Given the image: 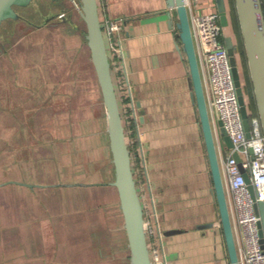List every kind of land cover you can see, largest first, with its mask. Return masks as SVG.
Masks as SVG:
<instances>
[{"label": "crops", "instance_id": "0c3cea01", "mask_svg": "<svg viewBox=\"0 0 264 264\" xmlns=\"http://www.w3.org/2000/svg\"><path fill=\"white\" fill-rule=\"evenodd\" d=\"M186 2L187 7L190 5L195 12L217 10L215 0H186ZM98 8L101 19L112 17L123 18L124 21L122 29L118 32V39L113 41L115 49L110 46L109 40L106 43L119 103L126 108V111L122 109L124 115L128 116L129 120L133 118L135 136L138 140V167L134 175L145 218L150 219L154 229L153 232L146 233L149 248L157 247L168 264L229 263L207 153L192 95L193 87L188 62L181 49L178 30L174 25L177 19L174 8L167 7L165 0H98ZM226 34H231L228 26L224 28V35ZM83 38L85 43L82 48L85 54L88 45L85 36ZM83 58L85 62V55ZM64 83L56 82L52 88L49 84L42 83L37 88L45 84L42 87H47V99L50 96L55 98L63 95L61 91L67 90ZM7 84L0 83V113L4 112V114L9 111L6 102L12 95L9 92L10 83ZM29 87L28 85V90ZM128 89L131 96L128 95ZM8 92L9 97H7ZM27 95L28 92L25 93L24 98ZM16 97L17 95L15 96L17 100ZM246 99L248 101V97ZM100 103L103 105L101 91ZM30 105L22 112L23 120H29L34 116L36 109ZM68 105L66 110L69 113L70 103ZM51 107L50 119L54 121L57 120L55 109L58 107L55 108L53 105ZM58 120L60 121L59 117ZM105 132L106 149L111 162L106 127ZM111 180L58 186H111L117 195V209L114 213L118 216L121 211L116 187L102 183ZM8 181L5 183H10ZM74 182L80 181L71 183ZM13 184L28 188L29 191L34 187L56 186L54 183L42 184L43 186H28L16 182ZM16 197V210L12 221L17 239L14 243L15 249L12 247L13 244L10 250L20 251H16L15 254L7 253L6 258L2 257L1 263L108 264L114 261L112 257H103L100 246L102 243L97 245L95 240L94 244L89 232H84L82 236L88 237L90 242L78 244L79 236L72 232L74 228L69 226V220L83 217L85 211L69 212L66 216V212L57 213L49 209L47 204H42L48 202L46 199L48 195H42L41 198L38 194L37 196L20 194ZM1 213L0 211V239L8 240L14 237L15 233L7 231L6 216H2ZM54 217L59 218L58 225H54L56 221ZM64 218L68 220L66 228H64ZM209 223L212 225H208ZM122 227L124 229L123 223ZM172 228L180 231L169 235L163 234L165 230ZM91 234L97 235L96 232ZM55 236L59 239L55 240ZM124 236L128 255L124 256L122 261L123 264H131L125 229ZM88 244L89 248L94 249L92 245L95 246L97 256L93 258L71 256V251L87 248ZM54 250H63L66 257H54ZM24 251L31 252L30 258L15 260L12 257L22 255Z\"/></svg>", "mask_w": 264, "mask_h": 264}, {"label": "rangeland", "instance_id": "374dc122", "mask_svg": "<svg viewBox=\"0 0 264 264\" xmlns=\"http://www.w3.org/2000/svg\"><path fill=\"white\" fill-rule=\"evenodd\" d=\"M16 11L22 17L6 19L0 26V83H10V91H7L12 94L9 97L8 92L6 102L12 113H0V211L2 216H6L7 231L15 233L12 220L16 195L38 194L41 198L48 195V202L40 203L47 204L52 211L66 212V216L69 212H86L81 218L69 220V226L74 228L72 232L79 236L78 244L90 242L88 237L82 236L84 232H89L94 244L95 240L97 245L102 243L103 257L114 260L108 264H123L128 248L125 247L121 213L118 216L114 213L117 209L114 188L105 185L46 186L34 187L30 192L13 182L5 183L16 180L51 185L72 181H107L113 177V165L106 149L105 109L100 103V89L87 47L83 54L85 23L76 5L72 0H32L26 6L16 7ZM228 27L233 35L231 27ZM238 65L245 83L247 72L249 76L248 66L246 68L240 61ZM56 82H65L67 90L61 91L63 95L47 99V87L42 86L49 84L52 88ZM42 83L45 84L38 89ZM14 95H17V100ZM68 103L69 113L66 110ZM30 104L36 109L34 116L23 120L22 112ZM51 105L58 107L55 109L57 120L54 121L50 119ZM120 107L126 111L124 106ZM122 117L135 167L138 149L133 141L137 138L130 134L132 129L128 116L123 113ZM222 147L226 154L224 142ZM54 220V225H58L59 218L54 217ZM64 220L66 228L68 220ZM92 232L97 235L93 236ZM16 239V233L8 240L0 239V264H8L1 263L7 253L20 251L10 250ZM58 239L55 236V240ZM92 246L94 249L88 244L87 248L73 250L71 256L93 258L97 254L95 246ZM30 256V251H24V254L12 257L16 260ZM55 256L66 257L63 250H54Z\"/></svg>", "mask_w": 264, "mask_h": 264}, {"label": "water", "instance_id": "95a60500", "mask_svg": "<svg viewBox=\"0 0 264 264\" xmlns=\"http://www.w3.org/2000/svg\"><path fill=\"white\" fill-rule=\"evenodd\" d=\"M32 0H0V26L6 19H17L22 17L16 7L26 6ZM76 5L79 15L85 23V39L90 50V57L96 78L100 87L102 102L106 114V131L109 139L111 162L114 169L113 180L102 182L116 187L119 200V209L123 217V226L126 232L129 247V260L131 264H153L150 248L147 242L145 215L140 192L134 175L131 161V149L129 147L125 124L122 117L118 94L112 75L110 56L102 28L98 8V0H72ZM219 13L220 23L229 26L226 0H215ZM236 14L243 40L247 66L253 89V96L260 118L262 131L264 133V14L260 0H234ZM167 7L174 8L176 21L174 25L178 30L181 49L186 55L190 77L193 87V99L196 104L200 129L207 153L213 189L216 198L219 220L224 235L229 264H239L236 245L234 241L232 225L226 200L225 190L222 182L218 156L215 148L213 132L203 89L202 77L194 48L190 21L186 0H165ZM223 43L229 55L231 71L236 87L238 102L243 119V125L248 134V109L246 95L237 63V44L232 34L223 36ZM218 128L221 139L227 148L232 142L226 133L222 122L218 120ZM233 156L240 164L237 151ZM244 171V170H243ZM244 177L248 183L253 199H256L253 186L249 183L248 175L244 171ZM8 182L21 183L28 186H43L23 181L11 180ZM89 183H54V185H82ZM255 211L260 216V241L264 248V200H255ZM208 225H212L209 223ZM180 229L172 228L163 232L164 235L173 234Z\"/></svg>", "mask_w": 264, "mask_h": 264}, {"label": "built area", "instance_id": "2783aa9c", "mask_svg": "<svg viewBox=\"0 0 264 264\" xmlns=\"http://www.w3.org/2000/svg\"><path fill=\"white\" fill-rule=\"evenodd\" d=\"M260 1L264 14V0ZM187 10L238 262L264 264V248L260 241V216L254 207L255 200H264V133L260 118L258 114L249 111L247 106L249 130L246 134L229 55L223 43L225 27L220 23L218 11L195 12L190 5ZM101 23L105 41L109 40L110 46L115 49L113 41L118 39V32L124 23L123 18L105 17L101 19ZM130 102L133 107V101ZM218 120L222 122L232 142L226 154L223 152ZM234 151L239 154L240 164L233 156ZM243 170L254 188L256 199L251 195ZM148 221L145 218L146 233H151L154 229L151 223L148 226ZM150 255L153 264H168L157 247L150 249Z\"/></svg>", "mask_w": 264, "mask_h": 264}, {"label": "trees", "instance_id": "16d2710c", "mask_svg": "<svg viewBox=\"0 0 264 264\" xmlns=\"http://www.w3.org/2000/svg\"><path fill=\"white\" fill-rule=\"evenodd\" d=\"M226 4H227L228 17H229V26L231 27V29L233 31L232 32L233 37H234L235 42L237 44V50H236L237 63L240 61V63L246 67L247 66V58H246L243 40H242V36H241V32H240V26H239L237 14H236L234 0H226ZM238 56L240 59L239 61H238ZM247 73H246V76L244 77L245 83L242 82L246 98L248 97L247 106H248L249 111H251L254 114H258L256 104H255V100H254V96H253V89H252L250 76H248ZM130 128L132 129L130 134L133 137H136L133 118L132 119L130 118ZM133 144L137 145L138 140H134ZM136 157L138 158L137 154H136ZM137 167H138V161H137V165L135 167L133 166L134 173H135V169Z\"/></svg>", "mask_w": 264, "mask_h": 264}]
</instances>
